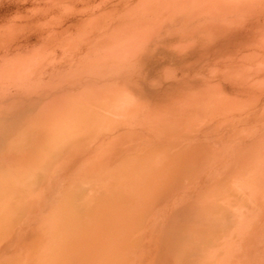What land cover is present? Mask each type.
I'll return each mask as SVG.
<instances>
[{
  "label": "rangeland",
  "instance_id": "374dc122",
  "mask_svg": "<svg viewBox=\"0 0 264 264\" xmlns=\"http://www.w3.org/2000/svg\"><path fill=\"white\" fill-rule=\"evenodd\" d=\"M195 136L264 195V0H0V264H155Z\"/></svg>",
  "mask_w": 264,
  "mask_h": 264
},
{
  "label": "crops",
  "instance_id": "0c3cea01",
  "mask_svg": "<svg viewBox=\"0 0 264 264\" xmlns=\"http://www.w3.org/2000/svg\"><path fill=\"white\" fill-rule=\"evenodd\" d=\"M225 145L216 137L195 136L175 150L171 182L185 187L155 194V214L150 213L155 215V264L223 263L220 256L229 252L239 262L264 264V203L261 208L257 202L264 195L249 190L246 175H239L245 161L241 149L230 154ZM103 212L89 230L99 233L93 245L104 252L111 226ZM254 232L262 238L252 241Z\"/></svg>",
  "mask_w": 264,
  "mask_h": 264
},
{
  "label": "bare ground",
  "instance_id": "6f19581e",
  "mask_svg": "<svg viewBox=\"0 0 264 264\" xmlns=\"http://www.w3.org/2000/svg\"><path fill=\"white\" fill-rule=\"evenodd\" d=\"M38 158V157H37ZM43 160V159H42ZM20 168V167H19ZM28 175V174H27ZM34 175V174H33ZM24 176V175H23ZM22 178V177H21ZM21 180V179H20ZM23 181V180H22ZM25 182H26V180H25ZM24 182V183H25ZM12 183V182H11ZM16 184V183H15ZM22 184V183H21ZM27 184H28V182H27ZM5 201V200H4ZM1 203V202H0ZM233 204V203H232ZM4 205V204H3ZM2 204L0 205V206H3ZM4 207V206H3ZM2 209V208H1ZM219 209V208H218ZM214 211V210H213ZM2 212H4V211H2ZM216 214V213H215ZM213 215V214H212ZM2 218V217H1ZM217 218V217H216Z\"/></svg>",
  "mask_w": 264,
  "mask_h": 264
}]
</instances>
